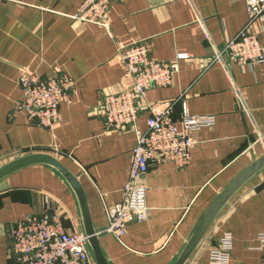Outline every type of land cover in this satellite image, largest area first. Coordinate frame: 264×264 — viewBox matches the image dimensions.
<instances>
[{
    "label": "crops",
    "instance_id": "1",
    "mask_svg": "<svg viewBox=\"0 0 264 264\" xmlns=\"http://www.w3.org/2000/svg\"><path fill=\"white\" fill-rule=\"evenodd\" d=\"M81 2L0 0V164L31 152L55 154L82 181L110 264H173L216 193L264 152V140L255 141L264 132V63L216 60L217 50L247 26L246 0H115L107 27L76 18ZM254 30L264 44V20ZM139 40L153 58L179 65L173 83L150 87L145 103L171 104L174 119L187 106L192 114H214L216 123L193 133L197 142L188 164L150 165L143 178L148 217L130 220L119 240L104 231L107 208L123 197L137 134L109 129L101 104L106 93L133 85L118 48ZM23 69L44 78L64 71L75 80L72 100L60 104L52 126L16 108ZM149 105L140 108L141 130ZM45 210L58 213L69 231L84 232L77 196L52 166H27L0 180V264H21L12 253L11 230L25 214ZM227 232L230 264H264L258 239L264 232V169L224 207L186 264H209Z\"/></svg>",
    "mask_w": 264,
    "mask_h": 264
},
{
    "label": "built area",
    "instance_id": "2",
    "mask_svg": "<svg viewBox=\"0 0 264 264\" xmlns=\"http://www.w3.org/2000/svg\"><path fill=\"white\" fill-rule=\"evenodd\" d=\"M115 0H82L75 14L86 22L108 26V13ZM249 21L240 35L229 40L224 49H218L216 60L226 64L264 63V44L255 32L257 20H264V0H246ZM264 32V30H263ZM226 53L225 55H223ZM118 54L126 75L133 79L130 88L119 92H108L102 99V110L109 129L130 128L137 134V144L133 150L130 174L123 187V197L108 206V224L104 231L123 240L128 232V222L148 217L147 185L144 175L150 165L175 162L180 166L189 163L191 149L197 140L193 133L205 126L216 123L214 114H192L184 106L180 119H174L173 106L145 103L147 91L152 86H167L173 83L179 70L177 61L155 59L144 41H137L118 48ZM178 58H186L187 53H178ZM226 56V59L224 58ZM21 95L16 108L26 111L28 119L42 126H52L58 119L62 102H71V91L75 80L67 72L60 71L49 78L42 77L34 70L23 69L19 76ZM238 99L244 111H249L241 91L236 88ZM150 107L147 127H138L140 108ZM180 123L181 127H179ZM1 159V154H0ZM11 249L21 264H90L92 252L88 237L84 232L66 229L61 216L30 212L18 219L11 230ZM260 250L264 251V232L258 234ZM232 234L227 232L220 246L210 252L209 264H230Z\"/></svg>",
    "mask_w": 264,
    "mask_h": 264
},
{
    "label": "water",
    "instance_id": "3",
    "mask_svg": "<svg viewBox=\"0 0 264 264\" xmlns=\"http://www.w3.org/2000/svg\"><path fill=\"white\" fill-rule=\"evenodd\" d=\"M35 164H47L52 166L59 171L70 184L79 202L83 219L84 233L88 237L89 248L96 264H110L102 249L99 232L92 219L84 185L82 184L79 176L66 166L58 156L50 152H31L14 157L3 164H0V180L24 167ZM263 169L264 152L244 166L223 186L219 192L216 193L202 212L173 264H186L224 207L249 180H251Z\"/></svg>",
    "mask_w": 264,
    "mask_h": 264
},
{
    "label": "rangeland",
    "instance_id": "4",
    "mask_svg": "<svg viewBox=\"0 0 264 264\" xmlns=\"http://www.w3.org/2000/svg\"><path fill=\"white\" fill-rule=\"evenodd\" d=\"M73 91H71L70 94H72ZM263 140H264V132H261L260 135H256V140L255 141L260 142V141H263Z\"/></svg>",
    "mask_w": 264,
    "mask_h": 264
}]
</instances>
